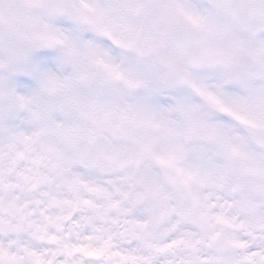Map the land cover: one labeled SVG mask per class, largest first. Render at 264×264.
Instances as JSON below:
<instances>
[{"label": "clouds", "instance_id": "9594fccd", "mask_svg": "<svg viewBox=\"0 0 264 264\" xmlns=\"http://www.w3.org/2000/svg\"><path fill=\"white\" fill-rule=\"evenodd\" d=\"M0 264H264V0H0Z\"/></svg>", "mask_w": 264, "mask_h": 264}]
</instances>
